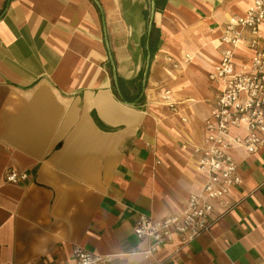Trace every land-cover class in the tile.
Returning <instances> with one entry per match:
<instances>
[{"label":"crops","instance_id":"crops-1","mask_svg":"<svg viewBox=\"0 0 264 264\" xmlns=\"http://www.w3.org/2000/svg\"><path fill=\"white\" fill-rule=\"evenodd\" d=\"M252 3L0 0V264H70L75 247L149 264L135 221L179 216L202 190L209 76L226 24ZM250 59L237 47L233 70ZM232 156L229 209L214 205L208 232L174 235L158 260L264 264V146ZM9 170L27 181L6 182Z\"/></svg>","mask_w":264,"mask_h":264},{"label":"built area","instance_id":"built-area-1","mask_svg":"<svg viewBox=\"0 0 264 264\" xmlns=\"http://www.w3.org/2000/svg\"><path fill=\"white\" fill-rule=\"evenodd\" d=\"M263 24L264 0H253L242 17L231 18L224 28L221 43L225 49L209 76L219 85V90L205 122V145L196 150L198 169L206 176V182L198 194L188 197L181 215L158 221L141 215L135 221V237L149 243L146 250L140 251L150 260L149 264H166L156 258L157 249L171 243L174 235L182 245H187L208 232L214 220V205L229 209V190L241 184L232 150L241 148L248 154H255L264 146V50L260 31ZM239 46L251 53V59L246 66L234 71V50ZM169 107L174 110L172 105ZM27 179L25 173L13 170L5 174L6 182L11 184ZM111 262V256L75 247L70 264Z\"/></svg>","mask_w":264,"mask_h":264},{"label":"trees","instance_id":"trees-1","mask_svg":"<svg viewBox=\"0 0 264 264\" xmlns=\"http://www.w3.org/2000/svg\"><path fill=\"white\" fill-rule=\"evenodd\" d=\"M125 83L124 82H122V81H120V84H119V91H120V95H121V97H122V99L123 100H128V101H134V99L132 100V99H130V98H127V95H126V93H127V90L125 89ZM127 98V99H126Z\"/></svg>","mask_w":264,"mask_h":264}]
</instances>
